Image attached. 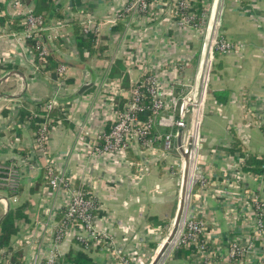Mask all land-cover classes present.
Segmentation results:
<instances>
[{"label":"crops","instance_id":"crops-1","mask_svg":"<svg viewBox=\"0 0 264 264\" xmlns=\"http://www.w3.org/2000/svg\"><path fill=\"white\" fill-rule=\"evenodd\" d=\"M10 1L6 4V12L11 17H19L20 13ZM207 1L204 0L203 7ZM61 3L68 18H77L82 27L84 19L95 22L92 32L97 37L95 47L105 50L101 56L96 53L91 58L85 51L87 60L82 63L72 30L62 24L47 26L45 33L51 45L60 43L65 50L63 59L70 63L62 65L66 68L63 76L59 75L62 66L59 67V77L54 80L51 75L42 76L35 68L34 53L27 45L24 30L7 33L0 28V166L15 165L21 176L17 193L8 195L7 191H0V222L11 208L19 206L25 207L30 219L22 224L10 249H1L0 260L7 264L22 246L25 264L30 263L34 254H39L43 260L49 254L58 222L55 219L48 230L46 226L42 229V225L65 205L67 196L60 192L47 198L49 190L39 184L46 159L35 147V139L45 128L51 166L73 184L79 181L87 186L96 200L97 231L113 238L134 263L146 264L154 250L156 227H163L165 221L178 212L174 151L164 156L163 140L158 146L159 135L153 149L129 150L139 160L133 163L123 154L91 156L89 143L97 139L101 130L109 131L110 111L106 104L110 92L121 83L122 93L116 98V104H119L118 110L123 108L134 85L142 80L141 67H148L166 89L174 92L183 91L186 83L194 82L203 36L196 30L176 26L169 14L157 22L133 23L130 28L122 20L114 25L108 23L117 18L127 0H82L76 10L71 0H61ZM222 26L224 36L241 43L243 48L236 53L218 54L209 75L205 111L196 132L200 144L197 166L206 184L197 185L193 207L194 213L208 226L210 245L224 254L218 264H230L228 236L231 231L247 233L245 240L254 237L245 195L264 202V179L240 174L237 156L236 159L228 151L236 136L252 154L264 156V0H225ZM114 68H120L122 76L110 80L108 75ZM93 76L97 79L95 85L82 96L66 103L56 101L59 95L71 96L78 92ZM214 93H224L226 102H218ZM53 98L57 106L52 109L59 108L65 113L62 121L52 118V110L46 109ZM24 100L44 103L42 108L30 109L33 117L42 120L37 131L29 121L21 119ZM122 100L126 103L120 106ZM80 127L82 133H79ZM174 143L177 145L178 139ZM37 185L38 190L32 193ZM214 188L221 192L220 196L216 194L218 198L212 192ZM226 201L237 207L241 204L240 213L234 216L236 226L225 206ZM164 205L170 206L165 212L162 211ZM227 217H231L230 226ZM241 225L244 226L241 228ZM217 236H222L220 241ZM75 237L72 233L65 236L56 250L58 259L77 247ZM255 245L257 252L264 250V240H256ZM107 248L104 243L98 252L91 251L96 264H118V259L109 257ZM246 262L256 263L253 259ZM170 264H195V260L172 259Z\"/></svg>","mask_w":264,"mask_h":264},{"label":"built area","instance_id":"built-area-1","mask_svg":"<svg viewBox=\"0 0 264 264\" xmlns=\"http://www.w3.org/2000/svg\"><path fill=\"white\" fill-rule=\"evenodd\" d=\"M0 2L2 3L4 1L0 0ZM222 2L223 0L220 1V6ZM10 4L17 9L20 16L25 14L27 16L28 26L23 31L26 38H32L37 41L38 47L41 48V56L48 55V48L42 39V33L46 30L42 20L32 16V10L27 8L20 0H11ZM166 14H169V17L175 20L174 24L176 26L180 28H190L202 33L204 44L210 15L209 9L206 8V6L203 7L200 12V8L197 7V0H127L124 8L117 14V18L109 20L108 23L114 25L122 20L126 22V24H128L127 27L130 28L133 23H138L143 20L157 22L162 18L164 19ZM222 18V8L221 10L218 8L208 42L207 57L197 104L195 105L193 104V100H189L190 95L195 90L196 84L194 82V89L184 90L182 92L183 94L179 95L180 93L166 89L158 75L152 74V76L140 80L134 85L128 102L124 105L122 111H119L116 104V98L122 93L121 83H119V85L110 92V96L107 97V104L109 105L107 108L110 111L109 119L111 121L109 131L104 129L101 130L97 139L89 143L91 156H106L109 154H123L126 156L129 150L138 147L153 149L158 138L156 136L151 137L154 124L152 120L145 122L138 117L140 112L149 109L152 111L155 118H159V127L168 129L169 131L173 125L177 126V132L169 131L164 138L163 151L165 157L174 151V141L179 137L178 130H182V146L179 147L177 144L176 151L179 153L185 168V159L181 150L184 152L188 150L190 138V123H188L190 122L189 114L195 105L198 108V117L191 151L190 170L193 169L191 184L196 176L197 179H195L196 182L194 183L195 188L197 185L201 187L205 186V176L199 172L197 166V154L200 149V144L196 132L205 111L209 75L216 55L236 53L243 48L241 43H233L226 40L223 36ZM86 21V19L83 20L84 32L86 34L94 32L95 22L92 19ZM141 68L144 71L143 77L150 73L148 67L145 66ZM65 70V67H60L59 75L63 76ZM190 88H192V86H190ZM54 106H57L55 98L46 105V109L52 110ZM199 111H201V116H199ZM175 115L179 118L175 119ZM81 129L80 127L79 133H82ZM80 138L83 137L80 135ZM47 141L48 137L46 135V129L44 128L43 132L39 134V137L35 139V147L42 157L46 159L44 168L47 170L46 178L49 180V185L51 187L46 197H52L55 194L63 192L66 194L67 200L65 205L61 206L59 209V211L64 212V220L62 223L56 224L57 230L54 231L51 238L48 256L43 262L39 254H34L29 264H61L56 250L59 248L60 244H62L65 236L71 233L75 234V238L83 243L90 241L104 242L106 247H108L109 257L112 260L118 259V264H136V262L134 263L128 255L124 254L121 249L118 248L113 238L102 235L97 231V215L95 212L98 211V207L93 204L92 200L86 197L82 190L77 189L68 177L54 170V166H51L49 157H47ZM236 156L238 157V155ZM238 164L239 169V159ZM12 167V165L0 166V184L7 185L10 189L16 190L20 186L21 176L18 173H9ZM245 199L247 200V214L251 215L250 218L253 224L252 229L255 238L252 237L253 239L244 240L245 242L236 239L230 240V264H246L248 263L246 262L248 259L249 262L252 259L255 260L256 263L254 264H264V250L257 252L255 245L256 240H264V223L260 220V217L264 216V202L259 198L249 195H245ZM184 213L178 230L176 244L173 245L172 248L175 247V249H177L180 245H196L199 247L200 251L197 255L198 257L195 258V264H217L220 259L219 253L217 255L219 250L215 251L210 245L209 240L211 239V234L208 233L206 222L194 213V209L192 213L188 212V210L186 214ZM55 214L57 213L52 214L48 221L42 225V229L46 226L48 230L50 223L53 224L56 219ZM78 222L81 223V225H78ZM207 246H210L209 250H207ZM0 253H2V250H0ZM162 260L163 257L160 262ZM0 264H2L1 260Z\"/></svg>","mask_w":264,"mask_h":264},{"label":"trees","instance_id":"trees-1","mask_svg":"<svg viewBox=\"0 0 264 264\" xmlns=\"http://www.w3.org/2000/svg\"><path fill=\"white\" fill-rule=\"evenodd\" d=\"M4 2H0V28L4 29L7 33H19L26 29L28 26L27 23V16L22 15L19 17H11L6 12V4L9 0H3ZM23 4L29 6L32 10L31 15L37 18H40L43 22L45 27L51 24H62L63 26L69 27L72 30V35L75 41L76 50L80 57L81 62H85L86 60L84 57L85 51L89 53V57H94L97 55L101 56V53L105 50L104 48H96V40L97 37L93 33H85L83 27L78 21L77 18L69 19L67 14L65 13L64 6L61 3V0H20ZM72 1V8L76 10L77 6L80 5L82 0H71ZM204 0H197V7L203 8ZM32 5V6H31ZM77 13V12H76ZM80 15L82 16L83 13L81 12ZM224 15V12H223ZM223 23V18H222ZM223 28V26H222ZM223 30V29H222ZM224 36V34H223ZM225 37V36H224ZM226 38V37H225ZM43 42L46 44L49 54L46 56H40L41 48L38 47L37 41L30 38L27 39L28 47L34 53V62L35 68L39 71L42 76L51 75L52 79H58L57 70L60 66H69L70 63L66 62L63 59L62 52L65 50L61 47L60 43H56L55 46H52L48 36L45 32L42 33ZM226 40L230 41L226 38ZM233 42V41H231ZM235 43V42H233ZM98 51V52H97ZM217 56V55H216ZM213 69V67H212ZM212 71V70H211ZM211 73V72H210ZM120 72V68H114L111 70V73L108 75V79L113 78H120L122 75ZM50 76V77H51ZM152 76V73L146 74L142 77V80L146 79L147 77ZM69 83V82H68ZM71 83V82H70ZM127 81L124 80V86L127 88ZM214 97L220 103L226 102V95L224 93H214ZM124 100L120 102V106H123ZM126 102H124L125 104ZM44 103H29L27 100H24V106L21 111V119L23 121H29L32 128L34 130H38L39 124L42 122L41 119L33 117V113L30 111L31 108L35 110L37 108H42ZM119 107V104H117ZM31 106V107H30ZM123 108H119V111H122ZM64 112L59 108L52 109L50 112V116L57 120L62 121L64 119ZM140 120L148 122L152 120L154 122L155 116L153 115L152 111L149 109L144 110L138 114ZM159 135L156 133L155 128L152 129L151 137ZM159 138V137H158ZM228 151L230 154L235 157L238 155V159L240 161V174L250 175L254 177H262L264 179V156H259L256 154H252L244 142L236 136H233V140L231 145L229 146ZM127 159L133 163H138L137 157L131 153V151L127 152L126 155ZM236 158V157H235ZM236 158V159H237ZM47 170L43 169L40 177L39 184L45 185V188L48 190L51 189L49 185V180L46 178ZM38 184V185H39ZM36 186V189H33L31 192H36L39 186ZM77 188L82 190L86 197L93 201L95 206H98L94 197L90 194V189L80 183L79 181L74 184ZM197 188V186H196ZM3 186H0V191H7ZM8 195H12L10 191L7 192ZM264 206V205H263ZM97 214V212H95ZM200 219V218H199ZM64 220V212L58 211L56 214V221L58 223H62ZM260 220L264 223V216L260 217ZM29 216L25 214V207L19 206L17 208H11L7 216L0 222V250L1 249H10L12 239L20 234L21 226L23 223L29 222ZM78 225L81 223L78 222ZM211 228V227H210ZM76 248L71 249L65 257H60L61 264H96L95 261L91 257V251L98 252L104 246V242L100 241H90L87 243L80 242L79 240L74 241ZM210 246H207V250H209ZM157 248L156 244H153V249ZM199 247L196 245H180L177 249H175L173 254V259L175 260H184L187 262H192L197 258L199 254ZM24 252L23 246L19 247V249L14 252V254L9 258V262L7 264H25L24 263ZM241 259V258H237ZM45 260H43L44 262ZM233 261V260H232ZM42 262V263H43Z\"/></svg>","mask_w":264,"mask_h":264},{"label":"rangeland","instance_id":"rangeland-1","mask_svg":"<svg viewBox=\"0 0 264 264\" xmlns=\"http://www.w3.org/2000/svg\"><path fill=\"white\" fill-rule=\"evenodd\" d=\"M206 1V0H205ZM213 2H214V0H208L207 1V4H206V8H208L209 9V15H211V11H212V8H213ZM223 5V6H222ZM224 6H225V3H224V0H223V2L221 3V6L219 5V8H220V10H221V8H222V11L224 12ZM210 17V16H209ZM208 20H209V18H208ZM201 35H202V33H200ZM203 36V35H202ZM202 46H203V40H202ZM202 46H201V50H202ZM194 83H195V80H194ZM190 86H192V88H190ZM188 87V88H187ZM185 88L186 89H184L185 91H187L188 89H194V84H193V82H188V83H186V85H185ZM183 90V91H184ZM201 90V89H200ZM182 90H180V91H178V92H176V93H180L179 95H181V94H183L182 92H183ZM194 104V103H193ZM106 107H109V105L108 104H106ZM166 115V114H165ZM162 116H163V114H162ZM176 116V115H175ZM199 116H201V113H200V111H199ZM159 117H161V116H159ZM179 117H175V119H178ZM158 120H159V118H155V120H154V122H153V124H154V128H155V130H156V133L158 134V135H160L161 137V140H160V142H158V146H161L162 145V140L164 141V138H165V136L169 133V131H171V132H174V129H176L177 128V126L176 125H173L171 128H170V130L168 131V129H161V127H159L158 126ZM188 123H190V122H188ZM198 129V128H197ZM176 147H177V145L174 143V154H175V156H174V165H173V168H174V170H175V173L177 174V180H178V186H177V192L179 193L178 195L176 194V197L178 196V198H179V203H180V198H181V191H182V182H183V177H184V163H183V161H182V159H181V157H180V155H179V153L176 151ZM153 154H155L154 152H152ZM151 153V154H152ZM177 155V156H176ZM179 155V156H178ZM162 157H164V156H162ZM165 158V157H164ZM170 165V164H169ZM13 167L11 168V170L9 171V173H11L12 172V174H15V173H18L19 174V172L17 171V168H16V166L15 165H12ZM190 166H191V162H190ZM8 173V174H9ZM192 174H193V169H191L190 170V178L188 177V191H187V194H186V206H185V209H184V214H186V212H187V210H188V212H190V213H192V210L194 209V207H193V205H194V193H195V191H196V188H195V185H194V183L196 182V180L195 179H197V177L195 176V179L192 181V184H191V179H192ZM9 176V175H8ZM226 182H230L229 180H227ZM3 186V185H2ZM4 186H6L5 188L6 189H8L7 190V192L8 191H10L11 192V194H15V193H17V191L19 190V187H18V189H16V190H14V189H10L9 188V186H7V185H4ZM3 186V187H4ZM76 187V186H75ZM77 188V187H76ZM77 189H79V188H77ZM215 190H213L212 192H214V195H215V197H217V195L216 194H218V196H220L221 195V192L219 191V189H216V188H214ZM80 190V189H79ZM223 193H225L224 191H223ZM213 195V194H212ZM218 198V197H217ZM44 199V198H43ZM47 200V199H46ZM46 200H44V201H46ZM49 202V201H48ZM226 203V205L225 206H227L228 207V212H230V214L232 215V216H236V214L238 213H240V211H238L239 210V207L241 206V204H240V206L239 207H237L236 205H234L233 204V202H231L230 204H228V202L226 201L225 202ZM246 203V202H245ZM48 204V203H47ZM170 208V206L169 205H164L163 207H162V211L163 212H165V211H167L168 209ZM179 208V207H178ZM240 208H242V207H240ZM244 209V208H243ZM190 210V211H189ZM178 213V212H177ZM233 213H234V215H233ZM229 214V213H228ZM175 215H177V214H175ZM55 216H56V214H55ZM237 217V216H236ZM236 217H233V219H234V222H233V225L234 226H236V223H235V218ZM175 219H176V216H173L172 218H169L167 221H165V224H163L162 226L163 227H161V226H157L156 227V235H155V237L153 238L154 239V243L157 245V248L155 249V250H153V252H152V255H151V257H149L148 258V262H146V264H151L152 262H153V260L155 259V257H156V255H157V253L159 252V250L161 249V245L162 244H164V242L166 241V239L169 237V235L171 234V232H172V229H173V226H174V223H175ZM226 220H227V223H228V226H230V223L229 222H231L232 220H231V217H227L226 218ZM238 226V225H237ZM244 226V225H243ZM242 225H241V228L243 227ZM239 227V226H238ZM238 229V228H237ZM208 233H210V232H208ZM231 235H233L232 237H231ZM246 236H247V233L245 234V233H241V232H237V231H231V233H230V235L228 236L229 238L228 239H233V240H243V242H245L244 240H245V238H246ZM221 237L222 236H217V238H218V240L220 241V239H221ZM248 239H249V237H248ZM177 240V239H176ZM218 240H217V243H218ZM176 244V241L174 242V244L173 245H175ZM217 245V244H216ZM159 249V250H158ZM172 250H170V252L164 257V259L159 263V264H170V262L172 261V257H173V254H174V251H175V247H173V248H171ZM218 253H219V256H223L224 254L223 253H221L220 252V250L217 252V255H218ZM217 264H218V262H217Z\"/></svg>","mask_w":264,"mask_h":264},{"label":"water","instance_id":"water-1","mask_svg":"<svg viewBox=\"0 0 264 264\" xmlns=\"http://www.w3.org/2000/svg\"><path fill=\"white\" fill-rule=\"evenodd\" d=\"M219 5H220L219 0H214L211 15L209 17L207 35H206V38L204 40L203 49H202L201 54H200L198 69H197V72L195 75V84H196L195 90L189 97V100L190 99L193 100L195 105L197 104L199 93H200L203 70L205 67V62H206V57H207L208 42H209L210 34H211V31H212V28H213V25H214V22L216 19V15L218 12ZM96 81H97V79L95 78V76H93L91 81L88 84H85L84 86H82V88L78 92H76L75 94H73L71 96L59 95L58 98L56 99V101L58 103H66V102L73 101V100L79 98L80 96H82L89 89H91L95 85ZM195 105L189 114L190 138H189L188 150H187V152H184L183 150H181V153L183 154V157L185 159L184 177H183V182H182V191H181V198H180L178 213L176 215V219H175V223H174L172 232L168 237V242H172L178 234V230L180 227V223H181L183 213H184V209H185V205H186V194L188 191V177H189V172H190L192 143H193V139H194V134H195L196 125H197V117H198V108ZM181 139H182V130H179V137H178V146L179 147L182 146V140ZM167 247L168 246H165L164 248H162V250L156 255L155 259L153 260V262L151 264H159V262L162 259L165 251L167 250L166 249Z\"/></svg>","mask_w":264,"mask_h":264},{"label":"bare ground","instance_id":"bare-ground-1","mask_svg":"<svg viewBox=\"0 0 264 264\" xmlns=\"http://www.w3.org/2000/svg\"><path fill=\"white\" fill-rule=\"evenodd\" d=\"M219 2H220V0H219ZM176 239H177V236L174 238V240L172 241V242H168V238L166 239V241L164 242V244H163V246L161 247V249H160V251L162 250V248H164L165 246H168L166 249V251H165V253H164V255H163V258H164V256L166 255V253L172 248V246H173V244H174V242L176 241ZM159 253V252H158Z\"/></svg>","mask_w":264,"mask_h":264}]
</instances>
